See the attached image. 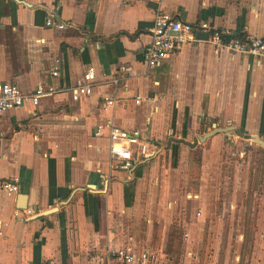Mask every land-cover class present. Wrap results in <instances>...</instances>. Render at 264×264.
<instances>
[{"label":"crops","instance_id":"crops-1","mask_svg":"<svg viewBox=\"0 0 264 264\" xmlns=\"http://www.w3.org/2000/svg\"><path fill=\"white\" fill-rule=\"evenodd\" d=\"M160 12L264 36V0H0V82L30 93L41 83L74 88L89 70L98 77L78 102L60 92L0 119V264H109L108 247L135 241L133 192L138 198L159 174L168 150L184 151L175 140L231 126L264 137V61L200 42L149 66L144 50ZM112 127L142 132L151 154L129 171L117 168ZM226 136L211 139L203 157L220 154ZM8 182L17 193L3 188ZM157 201L161 208L164 198Z\"/></svg>","mask_w":264,"mask_h":264},{"label":"rangeland","instance_id":"rangeland-1","mask_svg":"<svg viewBox=\"0 0 264 264\" xmlns=\"http://www.w3.org/2000/svg\"><path fill=\"white\" fill-rule=\"evenodd\" d=\"M202 134L198 147L194 141H186L192 147L175 144L184 145V151L168 150L159 174L140 186L138 198L133 192L135 241L130 245L151 250L164 264H264V146L231 131L220 154L203 157L209 141L223 133L203 128ZM159 197L164 198L161 208ZM148 202L155 208L152 223L146 218Z\"/></svg>","mask_w":264,"mask_h":264},{"label":"built area","instance_id":"built-area-1","mask_svg":"<svg viewBox=\"0 0 264 264\" xmlns=\"http://www.w3.org/2000/svg\"><path fill=\"white\" fill-rule=\"evenodd\" d=\"M54 25L56 23L53 19L47 22L49 27ZM58 27L64 28L62 24H58ZM198 33H207L209 38L202 40L198 38ZM237 36L219 29H212L206 24L193 25L178 18L175 14L160 12L155 18L151 41L144 50V61L149 66H159L165 60L183 52L188 46L200 42L213 45L218 52L229 51L264 61V36L260 38L246 34ZM58 76L59 68L56 67L52 78H58ZM97 83L98 77L93 70L86 72L76 87L65 90H60L52 84L41 83L34 91L24 93L16 84L0 82V119L7 113L19 110L27 104L39 107L45 98L60 92L70 93L73 101L78 102L83 97L91 95ZM140 101L141 98H138L137 103ZM105 104L113 107L115 101L105 100ZM109 142L110 156L116 163V167L121 170L133 169L137 161L146 159L151 154L150 142L138 130L128 131L112 127L109 130ZM3 188L11 194L17 193L14 182L5 183ZM26 213L27 217L33 215L31 211ZM19 214L20 210L16 212V218H19ZM106 257L109 264H154L156 262V254L151 250L138 251L130 245L119 248L108 247Z\"/></svg>","mask_w":264,"mask_h":264},{"label":"water","instance_id":"water-1","mask_svg":"<svg viewBox=\"0 0 264 264\" xmlns=\"http://www.w3.org/2000/svg\"><path fill=\"white\" fill-rule=\"evenodd\" d=\"M197 36H198V38H200V39H202V40H207L208 37H209L207 34H204V33H198ZM231 131H235L237 135H240L241 137H244V135H243L242 133H240V131H238V130H236L235 128H232V127H231V128H228V129L221 130V131H217V132H218V133H223V134H225V133H229V132H231ZM207 138H208V136L205 137V139H207ZM254 138L257 140V142H258L260 145L264 146V142L261 141L260 138H259L258 136L254 137ZM205 139L201 138L200 140H201V141H204ZM175 142H176V143H179V144L182 143V144H185V145H188V146L192 147V144H190L189 142H186V141H184V140H175ZM198 143H199V139H195V140H194V144H195V145H193V146L198 145ZM21 209H24V208H21ZM25 209H27V207H25ZM25 209H24V210H25ZM51 213H54V212H51ZM48 214H50V213H48ZM48 214H45V215H48ZM45 215L36 216L34 219H41V218L44 217Z\"/></svg>","mask_w":264,"mask_h":264},{"label":"trees","instance_id":"trees-1","mask_svg":"<svg viewBox=\"0 0 264 264\" xmlns=\"http://www.w3.org/2000/svg\"><path fill=\"white\" fill-rule=\"evenodd\" d=\"M237 36V35H236ZM237 37H239V34H238V36Z\"/></svg>","mask_w":264,"mask_h":264}]
</instances>
